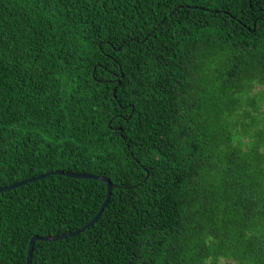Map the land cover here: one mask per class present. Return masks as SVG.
I'll use <instances>...</instances> for the list:
<instances>
[{"label":"trees","instance_id":"1","mask_svg":"<svg viewBox=\"0 0 264 264\" xmlns=\"http://www.w3.org/2000/svg\"><path fill=\"white\" fill-rule=\"evenodd\" d=\"M233 87L264 90V0H0V187L113 183L31 264H264V114L206 113ZM106 194L65 174L1 191L0 264Z\"/></svg>","mask_w":264,"mask_h":264},{"label":"rangeland","instance_id":"2","mask_svg":"<svg viewBox=\"0 0 264 264\" xmlns=\"http://www.w3.org/2000/svg\"><path fill=\"white\" fill-rule=\"evenodd\" d=\"M224 56L217 52L216 54H214L213 56L210 57V59H208L207 62L210 63V65L212 66H217V64L215 63L214 60L217 59H223ZM219 70L216 71H212L209 74L215 78V81L213 80H201V86L202 83H205V81H209V84L206 86V88L204 87L203 89H199L200 93L206 94L207 97H211L213 95V92L216 90L217 84L220 82V76H219ZM232 90L234 91L235 95L234 97H231L230 99H226L228 102V106L230 108H228L227 106H222V110L219 109L217 111H215L212 108H207L206 109V113H223V111H225V113H233L231 117H226L224 118L222 125L227 126L229 131H236L238 129L237 126L240 123V121L243 120H247L245 126L247 125V123H250V126H247V128L249 127H253V126H260L261 127V113L264 114V90L263 89H254L255 92H252L250 95H248L245 90L242 87H233ZM248 98L251 99V103H248ZM234 99L236 100L235 103ZM208 105L210 107V102H208ZM243 105V108L247 106L248 110H242L240 109L241 106ZM261 107L260 111L259 108ZM251 108V110H250ZM229 109V111L227 110ZM222 111V112H221ZM255 113L253 116H247L244 114V118H242L240 116V113ZM232 127L234 129H232ZM225 261L222 260V264Z\"/></svg>","mask_w":264,"mask_h":264},{"label":"water","instance_id":"3","mask_svg":"<svg viewBox=\"0 0 264 264\" xmlns=\"http://www.w3.org/2000/svg\"><path fill=\"white\" fill-rule=\"evenodd\" d=\"M51 174H65L67 176L70 177H74V178H93V179H99L103 182L106 183L107 185V194L105 197V200L103 202V204L101 205L100 209L98 210V212L96 213V215L89 221L87 222L84 226L80 227L79 229H76L74 231H70L68 233H63V234H58V235H33L31 237L30 243H29V249H28V255H27V262L26 264H31V260H32V254H33V250H34V246H35V242L37 240H44V241H54L57 239H63V238H67L70 236H74L76 234H79L81 232H83L86 228L90 227L91 225H93L98 218L100 217L101 213L103 212L104 208L106 207V205L108 204L110 198H111V193H112V188H113V183L111 182V180L105 176H101V175H95V174H91V173H80V172H73V171H64V170H50L44 173L39 174L38 176L32 177V178H27V179H23L21 181H17L15 183H12L10 185H6L3 187H0V192L4 191V190H9L18 186H21L27 182L30 181H34L43 177H46L48 175Z\"/></svg>","mask_w":264,"mask_h":264}]
</instances>
